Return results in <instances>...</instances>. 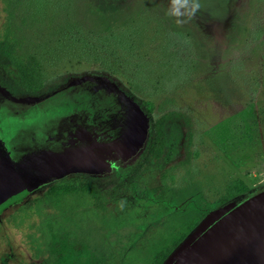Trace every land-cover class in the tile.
<instances>
[{
	"label": "rangeland",
	"instance_id": "rangeland-1",
	"mask_svg": "<svg viewBox=\"0 0 264 264\" xmlns=\"http://www.w3.org/2000/svg\"><path fill=\"white\" fill-rule=\"evenodd\" d=\"M99 2L0 0V37L20 59L36 58L43 81L36 95H27L0 57V104L33 105L24 121L0 114L1 138L40 132L45 122L71 112V98L80 102V124H62L58 132L74 133L65 155L51 159L44 152L36 169L17 173L33 180L0 200V264H152L188 226L194 228L173 256L264 190V0H221L230 11L220 21L213 20L217 12L197 11L186 0H119L117 13L101 18L94 9ZM104 87L116 103L91 96ZM162 117L172 147L166 159L176 157L187 123L189 156L141 203L120 182ZM87 118L98 127L93 140ZM79 175L102 191V208L88 195L68 197L60 211L35 204L52 183ZM27 204L21 222H11Z\"/></svg>",
	"mask_w": 264,
	"mask_h": 264
},
{
	"label": "trees",
	"instance_id": "trees-1",
	"mask_svg": "<svg viewBox=\"0 0 264 264\" xmlns=\"http://www.w3.org/2000/svg\"><path fill=\"white\" fill-rule=\"evenodd\" d=\"M94 9L101 18H107L108 15L116 14L119 0H99ZM188 2V0H186ZM190 1V0H189ZM195 8H201L198 4H193ZM202 8H211L210 4H203ZM229 4L221 7V18H225L229 14ZM6 36L0 37V57L7 59L8 63L3 64V69L6 74L15 80L18 86L30 95L38 93L42 87L41 72L37 67L35 57H29L26 60L20 59L13 51L10 42ZM165 117H162L156 124L155 137L149 144L147 152L140 159L138 166L134 171L127 175L120 182V189L128 193H132L137 201L144 203L150 197L151 189L156 186L159 177H163L169 164H179L188 155L189 143L191 142V131L188 123L184 125L182 141L179 140L178 155L170 162H165V153L167 150V134L168 129L165 125ZM169 135V134H168ZM184 140L185 145H184ZM144 173V174H143ZM142 175L140 178H135ZM239 187V183L233 185L232 190ZM88 195L95 203L97 208L103 207V193L98 189L89 179L85 177L63 178L57 182L52 183L42 194L36 198L35 204L47 203L51 204L57 210L65 209L69 205L66 204L68 197ZM29 206L24 205L17 209L16 215L13 212L10 215V221L18 224L23 219V213L28 214ZM194 228L188 226L185 232L181 233L179 237L173 238L171 242L158 250L153 256L152 264H163L169 255L179 246L185 239L186 235Z\"/></svg>",
	"mask_w": 264,
	"mask_h": 264
},
{
	"label": "water",
	"instance_id": "water-1",
	"mask_svg": "<svg viewBox=\"0 0 264 264\" xmlns=\"http://www.w3.org/2000/svg\"><path fill=\"white\" fill-rule=\"evenodd\" d=\"M67 123L69 122L64 120L58 125L61 127ZM35 165V158L28 157L19 163L11 161L0 140V187L4 190L0 200L12 197L16 192V185L33 180L19 178L17 173L36 169ZM44 170L37 167L38 173H44ZM173 252L163 264L169 261ZM168 263L264 264V190L214 220Z\"/></svg>",
	"mask_w": 264,
	"mask_h": 264
},
{
	"label": "flooded vegetation",
	"instance_id": "flooded-vegetation-1",
	"mask_svg": "<svg viewBox=\"0 0 264 264\" xmlns=\"http://www.w3.org/2000/svg\"><path fill=\"white\" fill-rule=\"evenodd\" d=\"M205 3L210 4L211 8L210 9L209 8H202V5ZM187 4H189L193 8H195L193 6V4L200 5L201 8H195L197 11L199 10L200 12H204V13H208V14H210V11H213L214 13L217 12L218 13V19H213V20L220 21L219 18H221V0H190V1L188 0ZM23 92L26 93L24 90H23ZM98 93H103V94L101 96H98ZM36 94H34V95H36ZM90 94H92L91 96H93L95 99H98L100 101L107 100L108 102L116 103L115 100L117 99V96L112 92H108V89L105 87L102 90L100 88L98 91L90 92ZM27 95L32 96L28 93H27ZM6 101L15 102V101H11V100H6ZM71 102L74 104L73 107L71 108V112H69L67 114L60 115V117L56 119V122L54 121V119L45 122L44 124H42L40 132H36V131H32V130H23L24 132H23V135L21 136V138L20 139L16 138L15 141L11 140V142L7 139L6 140L2 139L0 136V138L2 140H4L6 150L9 153L11 160L14 162H20L25 157H31V158L35 157L36 163H38L39 160L41 159V157L44 156L43 155L44 152L50 153L51 159L53 157L52 154L54 155V153L65 155V148L69 149V145L65 144V142H66V140H70L71 134L74 135V133H71L70 135L67 134L68 136L62 135L63 137H60L58 132L60 131V133H61L60 128L62 126L60 127L58 124H60L63 121L62 119H64V118H66L68 120V122H72V123L74 122L75 127H77V125L80 124L79 119L76 118V115L78 114V112L75 111V108L79 105L80 102H76L75 99H73V98H71ZM38 104H41V102ZM32 107H33V105H29V106L26 105L23 108L15 106L14 109H11L10 106L2 103V104H0V109H4L5 113L0 112V114L3 116V118H9V119L11 118V119L15 120L16 122H17V120L18 121H24L26 119L27 114H28V110L31 109ZM160 119H158L157 122ZM54 123H57L56 124L57 126H55ZM84 124L89 125V126L94 128L95 131H93L92 134L89 136V139L93 140L94 137H96V135H98V133L96 132L98 130V127L94 124L93 120L90 118L85 119ZM71 125L72 124L67 126V128L69 129V127ZM27 128H29V127H27ZM67 128L65 126H63L62 130L65 129L64 133H70L72 131V130H67ZM154 130H155V128H154ZM37 133L39 135H37ZM102 135H103V133L102 134L100 133V136H102ZM66 137H68V138L66 139ZM154 137H155V133H154ZM76 139L73 138V141ZM92 140L90 141L91 143H92ZM152 140H150L147 143V145L145 147V151L143 152V154H141V156H139L136 159L134 164L131 166L132 167L131 170L126 174V176L129 175L130 173H132L134 171L135 167L138 166L140 159L147 152V149L150 146L149 144L151 143ZM167 140H168V144H167V150H166L164 159H165V162H170L172 159H168V160L166 159L167 153L170 152V150H172L171 144L169 143V135L168 134H167ZM180 140L182 141V137ZM191 140H192V138H191ZM178 145H179V142L176 146L177 150H178ZM190 145H191V142L189 143V148H190ZM70 148H71V146H70ZM188 153H189V149H188ZM177 155H178V153H177ZM177 155H176V157H177ZM48 157H50V156L48 155ZM175 158H173V159H175ZM185 158H188V155ZM169 165L170 166L167 168L168 170L172 169L174 166H176L178 164L171 163ZM168 170H167V172H168ZM167 172H166V174H167ZM165 175L163 177H159V178H164ZM78 177H85V176L79 175ZM140 177H142V175H138L135 178H140ZM71 178H73V177H71ZM85 178H87V177H85Z\"/></svg>",
	"mask_w": 264,
	"mask_h": 264
},
{
	"label": "crops",
	"instance_id": "crops-1",
	"mask_svg": "<svg viewBox=\"0 0 264 264\" xmlns=\"http://www.w3.org/2000/svg\"><path fill=\"white\" fill-rule=\"evenodd\" d=\"M4 148H5V147H4ZM5 150H6V148H5ZM6 152H7V151H6ZM30 158H31V157H30ZM33 158H35V157H33ZM33 158H32V159H33ZM23 160H24V159H23ZM23 160H21L20 162H23ZM35 160H36V158H35Z\"/></svg>",
	"mask_w": 264,
	"mask_h": 264
},
{
	"label": "bare ground",
	"instance_id": "bare-ground-1",
	"mask_svg": "<svg viewBox=\"0 0 264 264\" xmlns=\"http://www.w3.org/2000/svg\"><path fill=\"white\" fill-rule=\"evenodd\" d=\"M168 262H170V261H167L165 264H169Z\"/></svg>",
	"mask_w": 264,
	"mask_h": 264
}]
</instances>
